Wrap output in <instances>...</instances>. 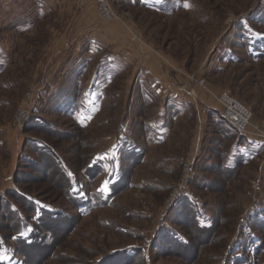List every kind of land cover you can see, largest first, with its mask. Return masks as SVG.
Wrapping results in <instances>:
<instances>
[{"label": "rangeland", "instance_id": "1", "mask_svg": "<svg viewBox=\"0 0 264 264\" xmlns=\"http://www.w3.org/2000/svg\"><path fill=\"white\" fill-rule=\"evenodd\" d=\"M107 2L0 0V264H264V0Z\"/></svg>", "mask_w": 264, "mask_h": 264}, {"label": "built area", "instance_id": "2", "mask_svg": "<svg viewBox=\"0 0 264 264\" xmlns=\"http://www.w3.org/2000/svg\"><path fill=\"white\" fill-rule=\"evenodd\" d=\"M88 1L94 3L97 8L98 14L100 15V18L103 19V21L107 22L113 19L114 13L107 0ZM41 82L43 83V80ZM199 84L203 85V82L199 81ZM32 95L29 97V100H32ZM29 100L28 104L18 112L17 121L20 123V118L22 119V121H25L29 116V111L32 104ZM218 105L220 107L221 115L223 116V118L230 122L236 130H238L239 132L248 131V127L251 126V114L244 106H242L235 99L230 98V96L225 93L221 94L218 97Z\"/></svg>", "mask_w": 264, "mask_h": 264}, {"label": "trees", "instance_id": "3", "mask_svg": "<svg viewBox=\"0 0 264 264\" xmlns=\"http://www.w3.org/2000/svg\"><path fill=\"white\" fill-rule=\"evenodd\" d=\"M69 186H70V190L72 189V187H71V184H69ZM68 194V193H67ZM45 209H41L40 210V212L42 213V214H44L45 215V213H46V215H48V214H51V212H49L48 210L47 211H44ZM46 218V217H45ZM20 238H21V233H20ZM33 239L35 240V237H33ZM33 239H31V241H30V243L29 242H25V245L26 246H28V248L29 249H31V248H33V244H34V240Z\"/></svg>", "mask_w": 264, "mask_h": 264}, {"label": "snow or ice", "instance_id": "4", "mask_svg": "<svg viewBox=\"0 0 264 264\" xmlns=\"http://www.w3.org/2000/svg\"><path fill=\"white\" fill-rule=\"evenodd\" d=\"M184 6H185V7H188L189 5L185 4Z\"/></svg>", "mask_w": 264, "mask_h": 264}, {"label": "crops", "instance_id": "5", "mask_svg": "<svg viewBox=\"0 0 264 264\" xmlns=\"http://www.w3.org/2000/svg\"><path fill=\"white\" fill-rule=\"evenodd\" d=\"M2 1H4V0H2Z\"/></svg>", "mask_w": 264, "mask_h": 264}]
</instances>
